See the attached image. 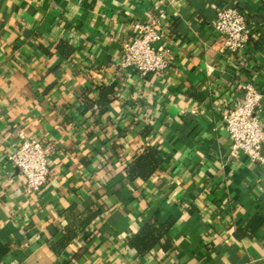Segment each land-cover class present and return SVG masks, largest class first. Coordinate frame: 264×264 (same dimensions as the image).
<instances>
[{
	"label": "crops",
	"instance_id": "1",
	"mask_svg": "<svg viewBox=\"0 0 264 264\" xmlns=\"http://www.w3.org/2000/svg\"><path fill=\"white\" fill-rule=\"evenodd\" d=\"M225 7L253 28L235 55L214 26ZM156 19L170 66L143 78L122 46ZM249 82L264 95V0H0L2 264H264V222L244 233L264 218V164L231 155L223 122ZM21 133L53 147L37 195L9 160ZM149 147L162 164L132 181ZM153 220L173 223L141 255L132 241Z\"/></svg>",
	"mask_w": 264,
	"mask_h": 264
},
{
	"label": "built area",
	"instance_id": "2",
	"mask_svg": "<svg viewBox=\"0 0 264 264\" xmlns=\"http://www.w3.org/2000/svg\"><path fill=\"white\" fill-rule=\"evenodd\" d=\"M214 26L223 38L226 50L233 55L243 51L251 40L253 28L246 14L239 8L219 9ZM133 28L132 37L122 46V67L143 78L166 72L170 62L166 56L168 51L158 47L163 35L159 20L136 22ZM263 104L264 95L249 82L242 86L241 99L223 115V122L232 141L233 157L245 154L252 162L264 164V125L260 119ZM52 152L53 147L40 139L20 134L19 143L9 160L24 175L25 192L28 195L39 194L48 184Z\"/></svg>",
	"mask_w": 264,
	"mask_h": 264
},
{
	"label": "trees",
	"instance_id": "3",
	"mask_svg": "<svg viewBox=\"0 0 264 264\" xmlns=\"http://www.w3.org/2000/svg\"><path fill=\"white\" fill-rule=\"evenodd\" d=\"M113 94L112 89L102 88L99 104L102 107L107 106L112 99L109 96ZM162 157L159 151L154 147H149L144 152L138 154L132 163L126 167V172L132 181L149 180L152 175L160 168ZM264 222V218L258 216L245 230V234H253L257 228ZM173 222L162 224L158 220L147 223L133 239L132 245L141 255L147 254L169 231ZM74 231H68L64 239L59 243L57 249L65 248L73 239ZM9 253V248L0 242V264L2 259Z\"/></svg>",
	"mask_w": 264,
	"mask_h": 264
}]
</instances>
